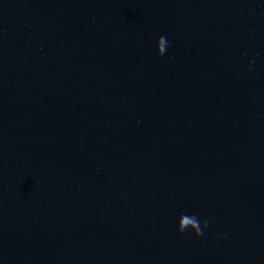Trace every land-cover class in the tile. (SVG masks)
Segmentation results:
<instances>
[{
    "label": "water",
    "instance_id": "95a60500",
    "mask_svg": "<svg viewBox=\"0 0 264 264\" xmlns=\"http://www.w3.org/2000/svg\"><path fill=\"white\" fill-rule=\"evenodd\" d=\"M0 264H231L192 0H0Z\"/></svg>",
    "mask_w": 264,
    "mask_h": 264
}]
</instances>
